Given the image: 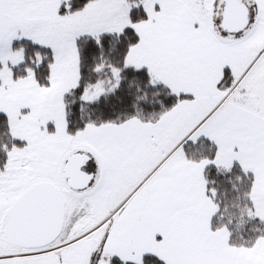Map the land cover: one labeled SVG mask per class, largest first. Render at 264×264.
Returning <instances> with one entry per match:
<instances>
[{
	"label": "snow or ice",
	"instance_id": "1",
	"mask_svg": "<svg viewBox=\"0 0 264 264\" xmlns=\"http://www.w3.org/2000/svg\"><path fill=\"white\" fill-rule=\"evenodd\" d=\"M0 264H264V0H0Z\"/></svg>",
	"mask_w": 264,
	"mask_h": 264
}]
</instances>
